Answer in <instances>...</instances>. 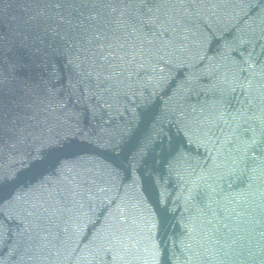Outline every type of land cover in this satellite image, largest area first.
<instances>
[{
	"label": "water",
	"instance_id": "95a60500",
	"mask_svg": "<svg viewBox=\"0 0 264 264\" xmlns=\"http://www.w3.org/2000/svg\"><path fill=\"white\" fill-rule=\"evenodd\" d=\"M0 264H264V0H0Z\"/></svg>",
	"mask_w": 264,
	"mask_h": 264
}]
</instances>
